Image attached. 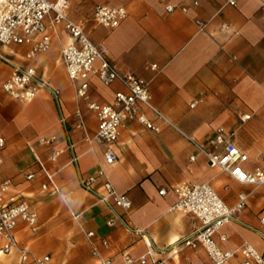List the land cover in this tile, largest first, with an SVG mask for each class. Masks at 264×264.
Listing matches in <instances>:
<instances>
[{
    "label": "crops",
    "instance_id": "1",
    "mask_svg": "<svg viewBox=\"0 0 264 264\" xmlns=\"http://www.w3.org/2000/svg\"><path fill=\"white\" fill-rule=\"evenodd\" d=\"M66 1L65 15L83 27L94 45L105 49L119 72L147 84L151 103L169 123L141 108L149 121L160 126V132L137 122L124 123L113 144L116 160L107 164L103 149L96 144L90 149L85 139V132L89 136L96 132L97 119L85 102L74 98V86L60 56L70 42L63 26L47 31L51 37L48 49L32 58L28 57V44H0V55L16 65L34 67L39 78L59 90L58 106L46 91H39L27 104L8 97L1 84L10 76L11 67L0 60V137L5 141L0 151V183L10 182L4 201H25L37 214L33 227L18 222L15 235L19 245L38 256L48 255L53 264H99L83 229L94 232L92 242L102 258L122 264L124 253L136 258L146 252L144 235L154 246V258L163 264H210L201 246L191 249L179 242L197 226L192 216L171 210L176 201L174 187L186 182L208 183L230 208L236 205L238 193L246 194L245 205L237 213L239 222L219 231L227 239L219 241L215 236L221 249L233 253L228 264H241L243 242L264 253V225L260 224L264 185L240 184L209 167L206 157L185 137L204 144L221 127L234 133V144L248 157L240 168L252 173L260 167L264 172V0H235L234 6L226 0ZM96 5L123 6L126 18L114 29L101 27L92 20ZM167 6L174 10L167 12ZM196 22L206 24L203 31ZM88 82L91 100L99 105L111 104L114 93L124 90L117 82L104 86L95 76ZM192 102H196L194 107H190ZM76 109L83 116L85 132L75 128ZM246 115L250 118L241 121ZM50 136L56 137L53 144L39 145V139ZM52 149L62 150L55 161L49 160ZM192 155L194 161L189 160ZM72 156L77 157L76 165L70 163ZM36 159L54 174L61 192H70L69 205L50 188L41 189L47 181L36 167ZM98 169L104 171V177L92 185L95 193L105 194L103 182L107 179L131 204L128 211L117 208V212L132 231L142 234L119 224L106 226L110 211L78 182V176L87 178ZM27 174L34 177L26 180ZM161 189L164 195L158 194ZM72 213L81 214L79 221ZM103 240L106 246L101 244ZM16 262L15 253H0V264Z\"/></svg>",
    "mask_w": 264,
    "mask_h": 264
},
{
    "label": "built area",
    "instance_id": "2",
    "mask_svg": "<svg viewBox=\"0 0 264 264\" xmlns=\"http://www.w3.org/2000/svg\"><path fill=\"white\" fill-rule=\"evenodd\" d=\"M226 4L234 6L235 0H226ZM66 8V0H0V44H28L30 45L28 57L32 58L37 53L48 49L51 37L47 31L54 32L58 25L63 26L70 42L61 49L60 56L66 75L74 86V98L76 101L85 102L87 109L92 111L97 119L96 132L89 136L85 132L83 116L80 110L76 109L77 122L75 128L85 132V139L90 149L93 144L103 149L104 160L111 165L116 160L113 144L116 143L119 128L124 123L137 122L155 133L160 132V126L149 121L141 108L150 111L162 123L168 124L169 122L151 103L147 84L130 73L119 72L108 60L105 49L102 46L94 45L84 32L83 27L65 15ZM180 9L186 11L184 7ZM173 10V6L166 7L167 12ZM262 11L264 12V6H262ZM126 15V9L123 6L96 5L92 20L101 27L114 29L120 25ZM45 21L48 22L47 26L44 24ZM196 24L199 31H203L206 26L202 22H196ZM37 36H39L38 39H36ZM0 60L11 67L10 76L1 84V90L5 95L27 104L35 99L39 91H46L58 106L59 90L50 87L47 81L39 78L34 67L16 65L2 55H0ZM95 62H98V66L94 65ZM152 68L154 69L156 66L153 65ZM90 76H95L104 86L117 82L124 90L114 93L111 104L99 105L91 100L88 82ZM195 104L196 102H192L190 107H194ZM249 118L248 115L243 116L241 121H246ZM59 121L67 136L64 118L60 113ZM233 136L234 133L218 127L204 144L197 143L190 137H185L198 153L206 157L209 167L218 168L240 184L264 185V172L260 167H255L252 173H245L240 168V165L247 161L248 157L246 153L236 147ZM55 140V136H50L39 139L38 143L42 146H49ZM4 146L5 141L0 137V151ZM209 147L214 150L219 149V151H210L208 150ZM68 148L71 149L70 143H68ZM61 152V149H52L49 153V160L55 161ZM189 160L194 161V156H190ZM2 161L0 154V164ZM76 161L77 157L72 156L70 163L76 165ZM36 164L47 181L41 185V189L50 188L52 193L56 194L65 205H69L72 202L70 192H61L54 183V174L49 172L38 159H36ZM101 176L104 177V171L98 169L95 175L87 178L78 176V182L82 189L94 193L110 211L111 218L105 223L107 227L119 224L127 231L140 234V231H132L116 210L117 208L123 211L130 209V201L125 195L118 194L107 179L103 182L105 194L95 193L92 185ZM33 177V174L25 175L26 180ZM9 185L8 180L0 183V253L3 255L15 253L17 255L16 264H53L48 255L38 256L31 250L19 245L15 235L18 222L21 221L33 227L37 222V214L29 208L25 201L17 200L11 203L4 201V195ZM173 190L176 201L171 206V210L190 215L197 222V226L192 232L179 241L180 244L191 249L201 246L210 264H228L233 253L221 249L215 240V236L219 241L227 239L226 235L219 231L224 225L239 222L237 213L245 205L246 194L238 193L236 205L230 208L208 183L181 182ZM164 193V189L158 191L159 195H164ZM80 215V213H72V217L76 221H79ZM260 224L264 225V213L260 217ZM82 233L90 244L91 255L98 260V263L111 264V260L102 258L94 246L92 242L95 236L94 232L82 229ZM141 239L146 246V252L136 258L124 253L122 264H163L162 261L154 258L155 249L150 239L144 235H141ZM101 244L106 246L107 241L103 240ZM240 252L242 255L241 264H264V253H258L249 243L243 242Z\"/></svg>",
    "mask_w": 264,
    "mask_h": 264
},
{
    "label": "rangeland",
    "instance_id": "3",
    "mask_svg": "<svg viewBox=\"0 0 264 264\" xmlns=\"http://www.w3.org/2000/svg\"><path fill=\"white\" fill-rule=\"evenodd\" d=\"M63 83H64V82H63ZM63 83H62V84H63ZM36 167H38L37 164H36ZM49 196H50V195H48V194L45 195V197H49Z\"/></svg>",
    "mask_w": 264,
    "mask_h": 264
}]
</instances>
